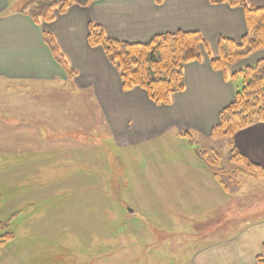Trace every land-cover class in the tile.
<instances>
[{
    "label": "rangeland",
    "instance_id": "obj_1",
    "mask_svg": "<svg viewBox=\"0 0 264 264\" xmlns=\"http://www.w3.org/2000/svg\"><path fill=\"white\" fill-rule=\"evenodd\" d=\"M31 83H13L11 99L0 87V236L12 233L10 246L32 264H159L172 252L188 264L193 248L224 237L207 234L210 208L225 194L197 169L208 170L196 149L214 153L227 188L241 183L247 207L264 197V183L228 161L225 139L189 142L171 132L120 147L89 89L85 107L69 108L50 92L57 80Z\"/></svg>",
    "mask_w": 264,
    "mask_h": 264
},
{
    "label": "crops",
    "instance_id": "obj_2",
    "mask_svg": "<svg viewBox=\"0 0 264 264\" xmlns=\"http://www.w3.org/2000/svg\"><path fill=\"white\" fill-rule=\"evenodd\" d=\"M34 1L0 0L1 89L6 93L13 83L47 85L57 80L59 86L53 85L50 92H60L56 97L69 101V108L76 102L80 105L84 102L85 107V91L89 89L113 141L120 147H131L171 132L210 139L220 111L234 101L241 89V79L232 76L264 59L263 48L224 71L212 68L211 61L218 56L219 40L240 42L246 33L241 8L210 5L208 0H162L160 5L154 0H99L85 8L72 6L49 23H34L27 15ZM245 4L263 7L264 0H246ZM90 24L100 26L106 37L127 43H145L157 35L176 31L197 32L206 47L201 48L199 61L183 66V90L171 95L167 105H155L141 89L122 91L118 72L106 59L103 49L87 43ZM44 34L52 38L61 62L56 61L45 44ZM81 91L84 96L80 98ZM31 97L38 99L36 94ZM4 98L11 99L12 95L6 93ZM62 107L58 104L60 116ZM231 142L239 154L264 168V123L237 131ZM196 167L210 176L214 187L219 184L209 170ZM240 188L241 183L237 182L233 190H223V200L211 207L212 212L207 215L216 219L206 225L208 236L224 237L206 239V246L193 248L187 256L188 264H256L255 258L263 254L264 197L254 207H247L249 201L242 198ZM256 214L261 216L260 220ZM11 242L0 249V264H32L33 256L22 253V248H12ZM159 259V264H179L180 260L173 252L166 257L159 255ZM167 259L176 262L168 263Z\"/></svg>",
    "mask_w": 264,
    "mask_h": 264
},
{
    "label": "trees",
    "instance_id": "obj_3",
    "mask_svg": "<svg viewBox=\"0 0 264 264\" xmlns=\"http://www.w3.org/2000/svg\"><path fill=\"white\" fill-rule=\"evenodd\" d=\"M96 1L99 0H35L27 10V15L34 23H49L56 15L64 14L72 6L85 8ZM245 2L208 0L210 5L224 4L243 9L246 23V33L240 42L225 38L219 40L218 56L211 61L214 70L224 71L231 64L264 48V6L246 7ZM154 3L160 5L162 0H154ZM44 42L56 61L61 62L48 34H44ZM87 43L90 47L103 49L106 59L118 72L123 92L141 89L155 105H167L171 95L183 90V66L199 61L201 48L206 47L197 32L176 31L157 35L145 43H127L106 37L100 26L93 24L89 25ZM232 77L241 79V89L235 94L234 101L220 111L218 124L211 130L210 139L228 141V161L250 178L264 182V168L239 154L231 142L237 131L256 123H264V59L238 71ZM181 137L192 142L188 133L181 134ZM196 152L197 157L226 191V185L221 180V169L216 160L211 158L214 153L210 157L198 149ZM2 226L0 222V229ZM12 240L13 234L10 232L0 236V249ZM255 263L264 264V245L263 254L255 258Z\"/></svg>",
    "mask_w": 264,
    "mask_h": 264
}]
</instances>
